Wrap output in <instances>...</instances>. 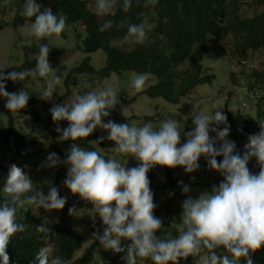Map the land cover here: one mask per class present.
Instances as JSON below:
<instances>
[{
	"label": "clouds",
	"instance_id": "obj_1",
	"mask_svg": "<svg viewBox=\"0 0 264 264\" xmlns=\"http://www.w3.org/2000/svg\"><path fill=\"white\" fill-rule=\"evenodd\" d=\"M118 2L119 0H95L92 11L97 16H107L113 12ZM157 2L158 0H144L143 6H155ZM131 6L132 0H123L124 12ZM22 15L34 18L26 35L37 40L54 34L59 36L66 27V16L54 14L51 8L41 11V4L36 0H24ZM112 27L113 21L109 19L99 31ZM146 38L143 23L128 24L125 41L142 44ZM49 52L48 44L40 45L34 69L5 74L3 70L8 67H0V97L6 99L4 107L9 112L25 108L30 96L23 89L9 93L6 91V81L45 78L46 90L43 96L53 95V87L60 83V76L48 61ZM236 63H239L238 75L243 81L235 85L238 78L235 74H229L228 79L232 85L239 86L243 95L253 102L241 104V108L246 111L244 119L249 117L255 120L259 112L255 107L262 95L248 87L246 76L264 72V68L257 69V65L253 66L252 62L241 56ZM201 66L202 76L209 77L202 64ZM150 75L148 72L135 74L131 87L137 92L142 91ZM232 77H235V81ZM205 80L200 85L211 84L213 76ZM119 92L108 86L76 94L70 103L57 104L49 110L53 122L68 123L66 128L56 127V132L60 134L58 139L71 140L73 143L64 161L55 152H50L40 167L55 168L61 163L68 166L63 185L73 195H78L91 205L90 216L93 223L96 216L102 221L103 231L93 232L94 240L105 251L124 253L121 259L125 264H138V260H150L152 264H178L179 260L190 256H198L199 264H239L241 258L246 264H254L251 254L264 246V120L257 121L260 130L248 135L241 153L236 151L235 142L226 138L230 133V126L224 113L225 108L222 112L218 110L211 114L200 113L201 109L197 108L191 113L194 115L192 130L184 133L186 142L181 144L183 126L177 120L162 121L157 127L150 122L142 126L118 124L112 120L105 123L103 118L108 117L110 110L120 103ZM229 95L234 96L236 93H228V98ZM227 109L231 113L228 106ZM125 110L126 108L122 111ZM253 110L255 117L252 118L248 114ZM220 125L224 127L220 129ZM98 127L108 135L101 136L94 142L98 144L104 139L113 142L112 151L117 155L133 157L138 161L137 166L128 168L115 158L106 159L99 151L87 150L76 143L78 139L88 137ZM210 132H214L215 136H210ZM201 156L207 159L211 170L220 173L222 181L214 185L211 192L201 193L196 199L188 197L182 201V213L177 225L178 236L173 237L169 233L158 238L155 233L162 228V221L154 215L157 205L153 200L147 173L155 166H180L186 173H192L199 168L198 160ZM217 157H222V160L218 161ZM253 158L259 167L258 174L247 167ZM24 168L11 164L3 183L4 198L0 201V264H10L7 248L11 238L28 230L27 224L17 222L21 210L26 212L29 208H42L45 212L58 211L67 202V198L60 196L59 189L51 180L44 182L48 186L45 194L42 187L33 183ZM182 191L188 193L189 187L184 185ZM68 212L69 215L78 214L75 206L70 207ZM45 223L35 226V231L49 232ZM122 241L130 243L122 244ZM52 252L50 246L39 248L31 264H68L63 257L53 256Z\"/></svg>",
	"mask_w": 264,
	"mask_h": 264
},
{
	"label": "trees",
	"instance_id": "obj_2",
	"mask_svg": "<svg viewBox=\"0 0 264 264\" xmlns=\"http://www.w3.org/2000/svg\"><path fill=\"white\" fill-rule=\"evenodd\" d=\"M24 3V0H21ZM95 0H36L41 4V10L51 8L54 14L66 16V25L79 26L86 34L83 46L78 45L74 50L66 51L59 48H50L49 56L53 59V68L57 69V75L63 79V85L68 89L63 97L64 100L70 95L72 87L89 75L97 74L99 77H109L111 73L122 74L132 72L151 73L156 82L145 91V95L150 99H162L167 103L179 105L182 99L192 94L194 88L204 83L205 78L209 80L212 76L203 77L201 66L203 58L210 53L212 44L220 46L226 39L229 40L231 50L229 56L246 57L247 52L260 51L264 49V0H158L155 6L145 8L144 0H132V6L127 12L123 11V0H119L113 12L107 16H97L92 11V4ZM240 1V3H239ZM242 1V2H241ZM243 3V5H241ZM240 4V5H239ZM251 11L250 16H244L241 8ZM113 21V27L103 32L99 28L106 20ZM34 18L16 16L13 21V28L18 30L25 25H30ZM146 23L147 38L144 43L127 42L124 37L128 24ZM122 25V26H117ZM145 25V24H144ZM2 27V25H0ZM65 38L66 35L62 32ZM81 37V34L78 35ZM112 42L120 45L112 46ZM41 43H46L42 38ZM120 46V47H119ZM40 46L31 48L23 47L25 57L39 54ZM103 51L106 55L105 68L96 71L89 63L90 58L85 57L77 66L68 70L64 65L65 61L71 58L73 53L81 51L86 56L97 51ZM220 50V49H219ZM36 59L27 60L26 66L34 69ZM187 64V70H180V67ZM264 68V63L261 64ZM185 71V72H184ZM264 71V70H263ZM40 79V77H37ZM235 81V77H232ZM204 80V81H203ZM248 87L259 91L264 101V72H255L251 76H246ZM80 91V90H79ZM83 94V92H80ZM55 99L47 101L38 94L32 93L25 108L17 113L24 114L23 121L26 130H30V136L21 134L15 126L12 116L8 113L9 122L0 128V150L10 151V142L16 150L17 157L27 158L32 152L29 143L40 139L48 144V148L55 152L60 160H63V153L60 147L69 141L60 142L59 133L56 127L66 128V121L53 122L50 114L51 105ZM199 109L201 107H198ZM197 109V108H196ZM185 110V111H184ZM181 111V109H180ZM215 111H213L214 113ZM186 107L182 109V115H188ZM227 123L230 126V133L226 138H234L247 142L248 135L258 133L260 128L258 120H264V110L257 113L256 119L251 120L246 117L241 123V128L237 129L240 116L232 114L227 108L224 109ZM197 114V113H196ZM189 116V115H188ZM194 116V115H192ZM192 118L189 117L190 130H192ZM224 125H220L222 129ZM98 135V132H96ZM210 136L214 132L209 133ZM184 142V140H183ZM100 144L105 149L114 147V143L103 140ZM87 150H94L86 145ZM106 159L108 157H105ZM222 159V157H217ZM256 168L255 170H257ZM8 170L4 167V159L0 158V191L6 179ZM150 181V189L153 196L156 191H173L174 171L165 167V175L159 188H155L152 182L157 177L155 167L147 173ZM67 175V169L61 164L55 167L54 186L59 189L60 196H63V181ZM223 177L219 174L218 182ZM3 198L0 196V201ZM91 209V205L86 203ZM69 205L65 204L61 209V215L52 231L48 234L37 233L35 226L42 223L30 211L18 214L17 222L28 225V230L24 233H17L11 238L7 253L10 257V264H31L39 248L50 246L53 249L52 255H59L68 261V264H93L95 248H101L99 242L95 241L90 247L83 250L81 256L77 253L82 249L83 239L74 230L73 216L69 215ZM168 205L165 204V209ZM154 214L158 217V210L154 209ZM25 217V219L23 218ZM171 218L162 222V228L155 234L161 238L167 234L173 237L178 236L176 229L171 228ZM90 232L103 231L102 221L97 216L95 223L89 222ZM254 264H264V246L251 254ZM111 260L109 264H114ZM239 264H246L241 258Z\"/></svg>",
	"mask_w": 264,
	"mask_h": 264
},
{
	"label": "rangeland",
	"instance_id": "obj_3",
	"mask_svg": "<svg viewBox=\"0 0 264 264\" xmlns=\"http://www.w3.org/2000/svg\"><path fill=\"white\" fill-rule=\"evenodd\" d=\"M241 5H243V3ZM91 6L94 8L95 4H92ZM22 13L23 2L21 0H0V25H2V27L0 26V67H8L3 70L5 74L11 71L30 70V67L26 66L25 62L27 60L36 59L38 54L25 57L23 47L31 48L34 45L40 46L42 44L41 39L37 40L35 37L26 35V31L30 25H25L18 30L13 28L12 25L14 19L16 16H23ZM241 13H243L244 16H250L252 14V12L246 10L245 7L241 8ZM144 24L146 27L148 26L146 23ZM63 33L66 35L65 38L61 34L59 36L54 34L51 37L45 38L46 44H48L49 48H59L71 51L78 45L81 47L83 46L82 42L85 39L86 34L79 26L66 25ZM79 34H81V37L78 36ZM229 43V40L226 39L220 44V46H217L215 43L212 44L210 53L204 57L202 62L206 75L213 76L211 84H204L196 87L192 94L187 95L182 99V102H180L179 105L167 103L162 99H150L145 95L146 89L156 82L152 77H149L146 81L144 89L137 92L131 87V81L135 75L132 72H126L120 75L117 73H111L109 77L104 78L99 77L97 74L85 76L77 86L72 87L70 95L64 100H59V98L68 93V89L63 85V79L61 78L60 83L54 85L53 87V95L49 97L43 96V92L46 90V83L45 78L41 77L40 79L26 78L24 81L19 82L6 81V91L11 93L23 89L29 94V99L32 97V93L40 95L47 101L55 99V103L51 105V107H53L57 104L70 103L76 94H81L80 92H83L84 94L88 91L111 86L120 91L118 93L120 103L114 109L110 110V115L108 117L103 118L105 123L108 120H112L118 124H135L137 126H142L144 123L150 122L154 127H157L162 121L169 119L177 120L183 126L180 139V143L183 144L186 142L184 133L190 131V127L188 126L189 117H193L191 113H193L196 108L201 107L200 113L211 114L213 111L218 110L222 112L223 109L228 106L232 115H240L237 126V129H240L241 123L246 115V111L241 108V104L243 102L253 104L251 100L247 99L243 95L242 89L239 86L236 87L232 85L233 83L231 82V84L230 79H228L229 74H235L238 76V78H236L235 85L238 84L239 81H243L238 75L240 69L237 68L239 63H236V61L239 60V57L231 58L227 55L231 50ZM111 45L114 46L120 44L112 42ZM85 57L90 58L89 63L96 71L105 68L106 55L101 50L88 56L81 51L75 52L70 59L65 61L64 65L68 70H70L83 61ZM48 61L52 67L57 65H53V59L49 55ZM246 61L252 62L253 66L257 65V69H262L261 64L264 63V49L260 51H248ZM235 63L236 68H234ZM187 67V64H184L180 67V70L186 71ZM228 93H236V95H229L228 98ZM5 103L6 99L4 97H0V128H4L8 124L10 117L8 113H10L18 131L25 136H30V130L28 128L26 130L23 123L25 115L17 112H9L4 107ZM185 107L186 110L189 111V116L187 114L182 115V120H180L179 115ZM124 108H126V110L123 112L122 110ZM255 108L256 111H263L264 101H259ZM248 115L252 118L255 117V110ZM96 132H98V135H96ZM107 135L108 133L105 130L98 127L88 137L78 139L76 143L85 149H87L86 145H89L94 150L99 151L104 157L115 158L120 163H125V166L128 168L137 166L138 161H136L133 157L117 155L112 151V148L105 149L100 143L96 144L94 142L97 141L99 137H106ZM212 137H214V135H212ZM227 139L235 142L236 151L243 153L244 145L247 143L246 141L234 138ZM104 140L107 141V139ZM65 141L69 140H60V142ZM72 143L73 141H70L60 147V150L63 153L62 161L66 159ZM29 144V149L32 153L27 158L21 159L16 156V150L13 146V142H10L9 152H2V150H0V158L2 157L4 159V167L7 170L11 164H16L21 168H24V166L27 165L28 167L24 168V171L30 175L33 183L42 187L45 194H47L48 186L44 182L51 180L54 183L55 168H41L40 165L45 161L47 155L50 152H53V150L49 149L48 144L40 139L38 142L34 141ZM217 160L220 161L222 159ZM198 163L199 168L192 173H186L183 167L180 166L170 168L174 171L175 184L173 191L162 192L158 190L153 196L154 203L157 205L156 209L158 210V218H160L162 222L171 218V228L176 229L178 234L179 230L177 225L179 224V218L182 213V201L188 197L196 199L201 193L211 192L212 187L219 184L218 179L220 173L211 170L208 167L207 159L204 156L199 158ZM62 165L68 170V166L66 164L62 163ZM247 167L251 172L258 174L259 167L255 158L249 161ZM257 167L258 169L255 170ZM155 168L157 170V177L152 182V185L155 188H159L161 181L164 179L165 167L155 166ZM184 185L189 187L188 193H184L182 191ZM0 196L4 198L2 189L0 191ZM63 197L67 198V205L70 207L75 206L78 210V214L72 216L75 233L83 239L82 249L77 253V257H79L83 253L84 249L90 247L95 242L92 237V233L90 232L89 225V222L92 221L90 216L92 208L89 209L85 201L81 200L78 195H73L65 186H63ZM165 204L168 205L167 209H165ZM27 211L33 212L41 223H45V220H47L45 227L50 229L49 232L52 231L53 226L56 224L61 215L60 210L45 212L42 208L38 210L29 208ZM49 232L45 233L48 234ZM127 243H130V241H122V244ZM123 255L124 253L114 254L110 250L105 251L103 248L98 247L94 250L93 264H109L111 260H115L114 264H125V261L121 259V256ZM138 264H152V262L150 260H138ZM169 264H171V262H169ZM178 264H199V257L190 256L187 259L179 260Z\"/></svg>",
	"mask_w": 264,
	"mask_h": 264
}]
</instances>
